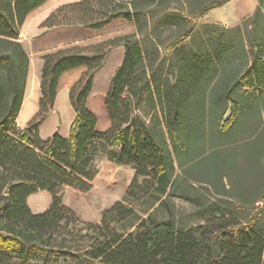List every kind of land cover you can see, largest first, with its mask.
I'll return each mask as SVG.
<instances>
[{
    "label": "trees",
    "instance_id": "1",
    "mask_svg": "<svg viewBox=\"0 0 264 264\" xmlns=\"http://www.w3.org/2000/svg\"><path fill=\"white\" fill-rule=\"evenodd\" d=\"M46 1L0 0V264H264V228L243 214L244 192L234 198L235 156L216 150L243 121L239 83L264 95V32L244 37L258 19L248 16L231 29L188 20L229 0L62 3L41 27L99 30L123 18L135 31L44 52L38 109L19 128L29 64L19 31ZM261 1L254 14L264 15ZM167 27L178 33L165 42ZM231 30L242 58L251 57L242 73L233 64ZM119 45L122 60L104 98L109 125L99 130L87 99L94 73ZM79 67L84 71L68 90L75 114L68 135L41 138L60 76ZM260 142L247 150L249 176L260 166ZM207 149L214 150L203 156ZM103 158L131 166L133 176L98 222L84 221L62 192L90 190ZM39 191L50 203L34 213L26 199Z\"/></svg>",
    "mask_w": 264,
    "mask_h": 264
},
{
    "label": "rangeland",
    "instance_id": "2",
    "mask_svg": "<svg viewBox=\"0 0 264 264\" xmlns=\"http://www.w3.org/2000/svg\"><path fill=\"white\" fill-rule=\"evenodd\" d=\"M70 1L75 0H48L46 5L40 9L39 14L43 12H48L49 14L58 5ZM170 1L172 5L177 4L176 0ZM197 1L208 2L211 0H193L195 6ZM227 2L221 6L210 9L200 16H188V20L194 22L196 26L213 23L220 27L224 26L231 29L243 19L253 15L254 20L258 19V26L248 25L244 37L247 38L246 35L248 33H250L251 36L258 33L262 35L261 33L264 32V15H262V13L254 14L258 5V0H229V2ZM260 8L264 13V0L260 2ZM231 16L233 17L232 21H224L223 18ZM213 30L215 32L221 31L219 28H213ZM134 31L135 26L131 21L120 18L112 21L99 30L81 28L71 29L70 34H63L64 40L59 43H63V45L68 43L69 45L84 46L133 33ZM206 31L208 33L211 32L209 29ZM177 33V28L167 27L162 34V39L168 42L175 37ZM226 35L234 38L235 43L231 56L234 59L233 64H235L236 69L242 73L251 57L249 56V60L247 61L242 58L240 38L236 34V31H228ZM47 48H50V46ZM26 52L28 57L37 58L46 51L36 49L31 52ZM122 55L123 46L119 45L113 47L109 51L103 65L94 73L93 87L87 99V106L96 116L97 128L99 130H105L109 125L104 106V98L110 79L121 63ZM78 78L79 77H76L73 82ZM34 87V81L31 79L29 88L33 90ZM236 95L242 101V108L244 109L243 121L235 129L233 135L225 140V144L217 146L216 150L235 156L238 179L236 176L232 179V185L235 187L233 191L234 198H238L235 195L237 192L238 194L244 192V198L240 200L241 205H243L242 208L245 211L243 214L248 215V217H256L257 224L264 228V95L262 97L255 96V90L247 89L242 83H239V86L236 88ZM228 114L229 109H227L223 119L227 118ZM74 115L69 105L67 95L61 94L57 100L56 111L52 112L39 127L38 132L40 137L45 138L55 132L60 135H68ZM30 118L31 117L26 119V113L23 109L19 112V119L16 124L19 128H24ZM257 142H260L262 147L258 156L260 166L258 170L254 172L253 176H249L248 173H244L245 164L250 157L247 150H249V147H253ZM213 150L214 149H207L203 156ZM98 167V173L93 180L90 190L81 192L73 188H65L62 192V202L75 211L84 221L98 222L101 212L109 208L115 201L123 196L134 172L133 168L129 165H119L105 158L99 161ZM233 182H235V184ZM255 198L261 199L254 201ZM29 199L40 205L36 211L47 208L50 203V196L46 191H39L31 194ZM176 202L182 207H188L187 204L179 200H176ZM16 263L23 264L22 262ZM24 264L36 263L30 262Z\"/></svg>",
    "mask_w": 264,
    "mask_h": 264
},
{
    "label": "crops",
    "instance_id": "3",
    "mask_svg": "<svg viewBox=\"0 0 264 264\" xmlns=\"http://www.w3.org/2000/svg\"><path fill=\"white\" fill-rule=\"evenodd\" d=\"M47 1L43 5L38 7L37 9L33 10L31 13H29L20 28L19 41L21 42L22 46L24 47L26 51L31 52L36 49L43 50V51H50L58 47L70 46L68 43H65L66 45H63V43L61 44L59 43L64 40L63 34H70L71 29L81 28V27H56L52 29H46L44 27H41L40 23L47 16L48 12H43L41 14H39V12H40V9H42L44 5H46ZM223 19L224 21H227V20L232 21L233 17L231 16V17H226ZM81 29H84V28H81ZM49 46L50 48H47ZM42 63L43 62H42L41 57L32 58L29 56V64H28L25 91H24L23 101L20 107V111H22L23 109L25 110L26 119L29 117H32L38 109V100L41 95L40 94V75H41ZM83 71H84V67H79V68L67 71L60 76L53 108L49 112L48 116L51 115L52 112L56 111L57 100L61 94L67 95V99H68V90H69L70 85L72 84L73 80L76 77H79V75H81ZM31 79L34 81V86H35L33 90L29 88ZM18 119H19V113L16 119V123L18 122ZM62 136L66 137L67 134L62 135ZM29 196L27 197L26 202H27L28 207L30 206L29 207L31 208L30 210L34 213L40 212V211H36L38 210V207L40 206L37 203L36 204L38 207L36 209H32L30 202H29L32 200L29 199ZM43 210L44 209H42L41 211Z\"/></svg>",
    "mask_w": 264,
    "mask_h": 264
},
{
    "label": "bare ground",
    "instance_id": "4",
    "mask_svg": "<svg viewBox=\"0 0 264 264\" xmlns=\"http://www.w3.org/2000/svg\"><path fill=\"white\" fill-rule=\"evenodd\" d=\"M29 202H30L32 209H36L38 207L36 202H34V201H29Z\"/></svg>",
    "mask_w": 264,
    "mask_h": 264
}]
</instances>
